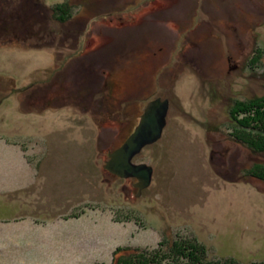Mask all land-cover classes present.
<instances>
[{
    "label": "rangeland",
    "instance_id": "rangeland-1",
    "mask_svg": "<svg viewBox=\"0 0 264 264\" xmlns=\"http://www.w3.org/2000/svg\"><path fill=\"white\" fill-rule=\"evenodd\" d=\"M263 95L264 0H0V264H113L173 240L264 262V184L245 175L264 156L229 116ZM156 98L170 110L134 158L154 169L140 190L105 165Z\"/></svg>",
    "mask_w": 264,
    "mask_h": 264
},
{
    "label": "trees",
    "instance_id": "trees-1",
    "mask_svg": "<svg viewBox=\"0 0 264 264\" xmlns=\"http://www.w3.org/2000/svg\"><path fill=\"white\" fill-rule=\"evenodd\" d=\"M71 3V2H70ZM69 2L54 7L52 17L61 24L73 18V6ZM26 26L31 34L37 33L40 23L37 16L29 15ZM72 17V18H71ZM33 19V21H32ZM34 22V23H33ZM35 28V29H34ZM33 36V34H32ZM28 40V38L26 39ZM258 57V56H257ZM255 56V58L257 59ZM255 59V61H256ZM230 137L251 152L264 156V95L257 99H247L233 103L229 111ZM245 175L264 184V163H258L245 170ZM113 264H240L235 260H215L209 258L205 247L195 240L161 242L156 250L127 248L117 251ZM251 264H264L251 263Z\"/></svg>",
    "mask_w": 264,
    "mask_h": 264
},
{
    "label": "water",
    "instance_id": "water-1",
    "mask_svg": "<svg viewBox=\"0 0 264 264\" xmlns=\"http://www.w3.org/2000/svg\"><path fill=\"white\" fill-rule=\"evenodd\" d=\"M169 99L151 100L141 115L139 124L124 144L110 154L105 168L121 178H136L140 190L153 181L154 169L145 163L136 164L134 158L149 145L158 142L167 126Z\"/></svg>",
    "mask_w": 264,
    "mask_h": 264
}]
</instances>
